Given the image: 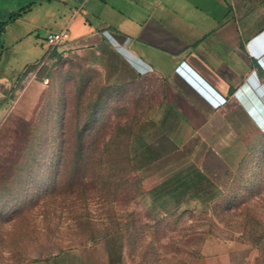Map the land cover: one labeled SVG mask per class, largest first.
<instances>
[{
	"label": "crops",
	"instance_id": "0c3cea01",
	"mask_svg": "<svg viewBox=\"0 0 264 264\" xmlns=\"http://www.w3.org/2000/svg\"><path fill=\"white\" fill-rule=\"evenodd\" d=\"M0 26V124L41 98L27 68L56 55L46 37L64 29L58 52L104 86L146 88L127 155L154 218L208 213L224 194L216 170L264 133V0H0ZM30 264L132 261L119 230Z\"/></svg>",
	"mask_w": 264,
	"mask_h": 264
},
{
	"label": "rangeland",
	"instance_id": "374dc122",
	"mask_svg": "<svg viewBox=\"0 0 264 264\" xmlns=\"http://www.w3.org/2000/svg\"><path fill=\"white\" fill-rule=\"evenodd\" d=\"M49 52L26 73L42 83L41 98L0 124V264H30L119 230L132 264H264V133L252 135L235 170H216L224 194L208 213L154 218L127 158L146 88L106 87Z\"/></svg>",
	"mask_w": 264,
	"mask_h": 264
},
{
	"label": "built area",
	"instance_id": "2783aa9c",
	"mask_svg": "<svg viewBox=\"0 0 264 264\" xmlns=\"http://www.w3.org/2000/svg\"><path fill=\"white\" fill-rule=\"evenodd\" d=\"M69 41L70 33L67 29L50 33L46 37L47 45L52 49H59L61 46L67 45Z\"/></svg>",
	"mask_w": 264,
	"mask_h": 264
},
{
	"label": "trees",
	"instance_id": "16d2710c",
	"mask_svg": "<svg viewBox=\"0 0 264 264\" xmlns=\"http://www.w3.org/2000/svg\"><path fill=\"white\" fill-rule=\"evenodd\" d=\"M1 29H2V26H0V32H1ZM127 158H128V156H127Z\"/></svg>",
	"mask_w": 264,
	"mask_h": 264
}]
</instances>
